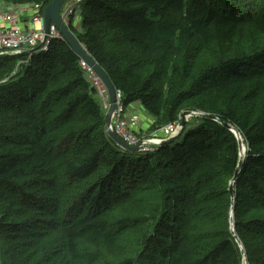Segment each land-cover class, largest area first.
<instances>
[{
  "label": "trees",
  "instance_id": "1",
  "mask_svg": "<svg viewBox=\"0 0 264 264\" xmlns=\"http://www.w3.org/2000/svg\"><path fill=\"white\" fill-rule=\"evenodd\" d=\"M52 1L0 0L14 6L41 4L44 7ZM80 7L82 31L75 32L72 25L69 28L107 74L115 91L121 92L125 108L138 103L157 122L165 119L172 123L178 121L177 111L186 99L203 94L196 109L215 116L239 133L246 153L234 185V234L246 258L256 261V251L252 252L254 258L250 255L254 246L251 241L256 248L264 245L261 239L264 233V119H253L254 110L249 102L258 90L264 96V70L253 72L249 68L264 62V43L250 54L222 57L223 47L233 42L246 16L230 5L220 12L210 0H83ZM194 39L203 43L216 63L191 73L190 46ZM125 45L139 47L141 52L136 60L119 64L111 52ZM155 50L163 55L153 56L151 52ZM168 53L182 55L181 75L188 78L187 91L172 99L155 87L165 74L161 68ZM18 56L26 60V64L19 66L22 73L15 78L11 76L10 56H0V80L13 79L8 85H0V99L12 104L20 115L38 114L40 117L29 129L14 135L18 140L9 141L28 144L27 153L13 147H0V194L22 190L23 186L17 184L16 179L27 172L44 176L32 163L39 155L60 159V179L64 187L94 178L86 188L87 195L80 191L77 197L70 199L59 221L48 219L45 223L60 233L58 238L71 261L78 264H208L216 254L225 260L237 254V243L227 224L232 202L226 186L219 194L222 196V213L217 219L220 228L202 223L215 219L196 209L193 201V218L188 219L180 238L177 237L178 225L185 209L180 212L166 203L164 212L159 207L115 210L119 204L128 202L136 184L147 182L165 167L178 182L175 187L165 189L166 193L189 197L203 187L207 195L197 201L207 204L204 212L214 214L217 208L216 204L211 205L216 193L214 187L221 178H233L239 161L238 141L229 130L219 122L202 119V124L184 131L179 140L157 147L155 152L159 156L152 157L121 149L105 132L103 140L96 144L91 135L103 128L105 120L81 67V59L64 40L52 41L47 51L23 52ZM246 68L249 71H244ZM247 72L253 73L249 77ZM258 75L263 76L262 84L246 87V80ZM23 92L26 99H22V103L29 107L25 113H21V102L17 101L15 106L13 99ZM37 95L41 100L34 110ZM59 98L65 99L63 105L56 113L49 111L55 114L51 120L53 127L58 130L77 108L85 113L88 124L69 129L57 144L48 147L42 144L45 135L42 111L49 101ZM80 135L84 136L82 142L78 139ZM72 142H76V156L67 157ZM153 157L154 163L150 164ZM193 175L194 178H190ZM94 186L96 192L88 196ZM249 210H258L259 214L245 221L242 218ZM47 212L49 218L57 214L54 208ZM24 224L6 225L1 221L0 237L7 236V230H23ZM139 224H150V227L145 233L132 234L131 228ZM9 239L12 241V237Z\"/></svg>",
  "mask_w": 264,
  "mask_h": 264
},
{
  "label": "rangeland",
  "instance_id": "2",
  "mask_svg": "<svg viewBox=\"0 0 264 264\" xmlns=\"http://www.w3.org/2000/svg\"><path fill=\"white\" fill-rule=\"evenodd\" d=\"M83 0L75 1L72 3V17H75L72 20L71 25L73 26L75 32L82 31L80 28L81 22V3ZM215 8L218 11H223L227 6L236 7L239 11V14H244L247 18L244 24L240 25L235 39L231 44H228L223 47V58L240 56L241 54H250L256 48L262 47L264 43V0H210ZM2 5V6H1ZM4 10H7L8 7H16L14 5L9 4H0ZM3 10V9H2ZM24 11V10H22ZM21 12V11H15ZM245 12V13H244ZM73 33V32H72ZM176 45V43H175ZM84 48V46L81 44ZM85 49V48H84ZM214 50H218V48L213 47ZM57 52V48L54 49ZM141 52V48L125 45L121 47H116L112 49L111 54L116 60L117 63H128L136 60ZM88 54V53H87ZM151 54L156 57H161L163 53L160 51H152ZM4 57V56H3ZM9 57V56H6ZM11 58V59H10ZM4 59V58H2ZM10 63L13 65V72L11 76L13 78L20 77L21 73L18 70L19 66L23 63L26 64V60L20 59V56L13 55L9 58ZM190 65H191V73H193L197 68H206L216 63V59L208 52V49L203 45V43L194 39L190 46ZM251 71L258 72L264 70V62L262 64H256L253 66ZM248 68L244 69V71H249ZM183 70L182 64V55L176 53H168L165 56V62L162 65L161 71H163L164 76L155 83V87L160 89L165 97L172 99L187 91L188 88V78L181 75ZM253 72H247L250 77ZM13 79H2L0 80V85H8L12 83ZM263 76L258 75L254 78H248L246 80V87L249 85H256L259 87L262 84ZM19 98L13 97L15 99V106L20 103L22 106L21 113H25L29 110L28 105L22 103L26 97H23L24 92L21 94H17ZM32 97H34V92H32ZM188 98L186 99L182 105L179 107L177 111L178 122L180 126V115L183 112H191L198 115L196 116H188L186 118V123L184 128L182 129V133L188 131L190 129H194L198 125L202 124V118L200 115H204L205 113L201 110H197V104L200 102V97ZM96 99L98 100V96ZM31 97V99H32ZM23 99V100H22ZM20 100V101H19ZM41 100V96L35 98L33 102L34 110L38 109V102ZM18 101V102H17ZM99 101V100H98ZM65 102L64 98H59L55 100L49 101L45 105V108L42 111V115L45 118L42 124L45 126V135L42 144H46L48 147L50 145H55L59 142V139L69 130L82 127L88 124V118L85 113L77 108L73 113H71L66 122L57 130L54 126L53 119L55 114H49V111L53 110L55 113ZM135 104V103H134ZM249 105L254 110V117L264 119V96L258 90L256 96L250 100ZM13 105L9 104V102L0 99V133H2L3 139L0 140V147H13L15 150H19L20 152L27 153L29 150L28 144H23L22 142L10 143V139H17L14 135L16 133H22L30 128V124L33 123L34 120L39 119L40 115H20L19 110H13ZM103 115H105V111L102 109ZM50 115V116H47ZM128 117H139L141 122H147L145 119L148 118L147 114H143L140 108L136 106L130 109V113H127ZM171 122H167V120L163 119L160 122H157L155 118L148 121L147 126L145 127L144 136H140L137 133V137L141 140L149 141L154 137L159 136L160 140H164L167 138L160 137V129L168 126ZM181 128H179L178 132ZM104 126L102 129L96 131L91 136L94 138L96 144H99L103 138ZM176 133V135L178 134ZM13 135V136H12ZM180 135V137H181ZM90 136V135H89ZM83 135H80L78 139L82 142ZM179 137V138H180ZM241 137V136H240ZM243 141V140H242ZM46 146V147H47ZM76 142H72L70 144V149L66 153L67 157H75V147ZM149 146V145H148ZM133 147V146H132ZM150 147V146H149ZM157 147H160L159 145ZM157 147H153L149 149V151L144 152L143 156L152 157V155H158L155 151H157ZM62 152L63 149L61 148ZM31 151V149H30ZM140 151V150H139ZM246 153V147L245 151ZM140 152L137 153V155ZM159 156V155H158ZM48 157H44L39 155L37 158L33 160V165L37 170L44 172V176H36L31 174V172L25 173L23 176L16 179V183L23 186L22 190L11 193L7 191H3L0 194V222L3 221L6 225L13 224H24L23 230L12 231L7 230L8 235L5 237H0V264H78L71 261L64 251L62 244L58 238L60 235L52 227L46 226L45 223H48V219H52V221L57 222L60 220V217L63 214V209L69 203L70 199L77 197V194L80 191H84L85 195L86 188H89L94 181V178L90 177L86 180L75 183H68V187H64L63 180L61 178V165L59 164V160H54ZM80 158V157H77ZM202 161V160H201ZM154 163V157L150 161ZM168 168L159 169L157 175L149 178L147 182H141L135 185L134 192L128 202L121 203L115 210H123L130 209L134 211L148 210L153 209L154 207H159L162 212H164L166 203H170L172 206L176 207V210L182 211L185 209L186 211L183 213V217L179 220L178 225V234L177 237L180 238L182 233L185 231V226L188 219H192V207L191 202L194 201L196 209H200L202 213H206L209 218H213L215 220H205L202 221L206 226L210 228L219 229L218 225V217L222 213L221 206L222 200L219 194L225 189V186L229 187L231 182L230 179L225 180L221 178L219 182L214 187V200L211 205L216 204L217 208L214 210V214L204 212L207 204L203 203L201 205L198 199L207 195L205 188L200 187L196 190V194L193 192L191 196L186 195H175L171 196L169 193L165 192V189L172 186L175 187L178 185L177 180L175 179V175L171 174ZM190 178H194L190 176ZM63 186V189L60 186ZM235 183L233 184V193H236V189L234 188ZM226 190V189H225ZM96 192L95 186L92 187L88 193V196L94 194ZM219 192V193H218ZM218 193V194H217ZM34 194V195H32ZM234 199H230V201L235 202ZM34 197L31 199L29 196ZM84 195V196H85ZM69 197V199H67ZM37 198V199H36ZM202 199V198H201ZM248 203V202H247ZM55 209L56 215L53 218H49L50 214L47 211H51V208L47 209L46 207H50ZM234 205V204H232ZM253 203L251 204V206ZM44 209H47L44 212ZM258 210H249L242 218L245 221L254 219L258 216ZM262 215L264 213L262 212ZM227 224L229 225L228 230L231 232V210H229V215L227 216ZM201 221V220H200ZM150 227V224H139L131 228L130 232L132 234H142L145 233ZM1 235V234H0ZM9 237H12V241L9 242ZM252 237V236H250ZM261 239L264 241V233L261 234ZM209 243V242H206ZM253 243V249L257 246ZM203 249V247L201 248ZM200 249V251H201ZM250 251V255L254 258L255 255L252 253L253 251L257 253L256 261H251L249 258L247 259L245 255L241 253L243 250L241 242L239 245L237 244V254L230 259H222L218 257V255H214L208 264H264V245ZM246 259V261H244Z\"/></svg>",
  "mask_w": 264,
  "mask_h": 264
},
{
  "label": "built area",
  "instance_id": "3",
  "mask_svg": "<svg viewBox=\"0 0 264 264\" xmlns=\"http://www.w3.org/2000/svg\"><path fill=\"white\" fill-rule=\"evenodd\" d=\"M75 1L79 0L69 1L62 6V18L71 16L72 3ZM1 8L3 10L0 9V55H20L23 52L31 53L37 50L39 47L38 44L43 40L42 15L44 6L41 4H27L19 6L18 8L8 7L7 10H4L3 7ZM51 33L52 35L48 37L47 42H44L46 45L42 46L39 50H47L50 41L59 37L56 30H52ZM81 67L85 70V75L95 95L102 99V108L107 110L109 105L107 88L95 73L82 61ZM123 113L126 115V109L122 102V94L116 91L115 110L112 114L115 119L112 121L111 126L115 134L129 146H140V152L149 151V149L157 147L160 144L161 140L158 138L159 136L149 139V141L139 139L135 134V130L138 128L136 126L137 122L140 124L139 118L128 117L126 115L128 118L127 120L124 118ZM179 128L178 121L172 122L168 124V126L162 128V130L160 129V137L169 138L175 136Z\"/></svg>",
  "mask_w": 264,
  "mask_h": 264
},
{
  "label": "water",
  "instance_id": "4",
  "mask_svg": "<svg viewBox=\"0 0 264 264\" xmlns=\"http://www.w3.org/2000/svg\"><path fill=\"white\" fill-rule=\"evenodd\" d=\"M72 0H53L50 4L44 7L43 9V15H42V21L44 23L45 28V40L47 38V35L49 33V27L51 24L55 26V28L58 30L59 34L62 36L64 42L71 48V50L81 59V61L90 68L95 75L102 81V83L105 85V87L108 90L109 94V108L107 112L104 115L105 120V131L109 139L113 141L118 147H120L123 150H127L133 153H138L140 146H133L128 147L126 146L115 134L112 130H110V124H111V115L115 109V88L113 84L111 83L110 79L108 78L107 74L103 71V69L87 54L86 50L81 46L77 38L73 35V33L70 31V29L65 26V24L62 22L61 16H60V10L62 6ZM45 42V41H44ZM39 46L38 48H41ZM188 116H196L197 114L191 113V112H183L180 115V131L177 135L169 137L167 139H164L160 142L159 146L164 145H170L174 143L175 141L179 140V137L181 135L182 129L185 126L186 118ZM202 119H207L214 122H219L223 127H225L227 130H229L237 139L238 146H239V154L240 159L238 161L237 168L235 170L234 176L229 184L228 192L233 195V184L236 182L239 172L243 163V156L241 152H243V145L242 140H240L239 133L230 125L226 124L225 122L219 121L215 116L204 114L200 115ZM233 222V219L231 218V223ZM232 230H233V224ZM237 240V239H236ZM238 242V240H237Z\"/></svg>",
  "mask_w": 264,
  "mask_h": 264
},
{
  "label": "bare ground",
  "instance_id": "5",
  "mask_svg": "<svg viewBox=\"0 0 264 264\" xmlns=\"http://www.w3.org/2000/svg\"><path fill=\"white\" fill-rule=\"evenodd\" d=\"M0 3H5V2H0ZM61 12H62V8H61V10H60V16H61ZM61 19H62V22L65 24V26H67L68 28H69V26L71 25V23H72V20H74L75 19V17H72V15L71 16H67V17H64V18H62L61 17ZM70 29V28H69ZM52 30H56L57 31V33H58V35H59V37L58 38H56V39H53V40H51L50 41V43L52 42V41H55V40H63V38H62V36L59 34V32H58V30L55 28V26L53 25V24H51L50 25V27H49V33H48V35H47V38H46V40H45V28H44V23H42V33H43V40H42V42H40L38 45L39 46H45L46 44L44 43V41H46L47 42V40H48V37H50L51 35H52ZM71 31V30H70ZM72 32V31H71ZM74 35V34H73ZM50 45V44H49ZM49 45H48V47H49ZM48 47H47V50H48ZM40 48H38L37 50H35L34 52H37V51H39V52H42L41 50H39ZM47 50H44V51H47ZM27 53V52H26ZM31 53H33V51L31 52ZM31 53H29V54H31ZM1 56V55H0ZM2 56H13V54H3ZM30 58V56L28 57V59ZM92 88V87H91ZM120 92V91H119ZM115 96H116V91H115ZM98 100H99V103H100V105H101V108H102V103H103V101H102V99L98 96ZM122 102H123V98H122ZM114 105H115V103H114ZM124 106V105H123ZM108 108H109V105H108ZM103 109V108H102ZM126 109V115H127V113H129V112H127V108H125ZM104 110V109H103ZM108 110V109H107ZM107 110H104L105 112H107ZM115 110V109H114ZM114 112V111H113ZM113 114V113H112ZM124 113H123V116H124V118L125 119H127L128 120V118H127V116H126ZM132 117H134V116H132ZM137 118H139L138 116H137ZM114 115H111V124H110V130H112V128H111V126H112V121H114ZM130 120V119H129ZM140 120V119H139ZM136 126L139 128V126H140V124L137 122V124H136ZM104 128H105V126H104ZM105 130V129H104ZM113 131V130H112ZM114 132V131H113ZM105 133H106V131H105ZM135 133H136V130H135ZM114 134H115V132H114ZM116 135V134H115ZM117 136V135H116ZM118 137V136H117ZM119 138V137H118ZM162 138V137H161ZM241 138V137H240ZM120 139V138H119ZM121 140V139H120ZM241 140V139H240ZM126 146H128V147H132V146H129L127 143H125L123 140H121ZM162 141V140H161ZM242 145H243V152H241L242 154H244V156H243V160H244V158H245V145L243 144V141H242ZM140 150V149H139ZM125 151H127V150H125ZM130 152V151H129ZM140 152V151H139ZM131 153H133V152H131ZM140 153H144V152H140ZM239 159H240V154H239ZM240 173V172H239ZM234 194V193H233ZM231 195V194H230ZM231 199H234L233 198V195H231ZM232 204H234V202L232 201ZM233 211H234V205H232V210H231V217L230 218H232L233 219ZM233 224V230H232V226H231V233L233 234V236H234V238H235V241H236V243L239 245V243H240V240L238 239V237L237 236H235V234H234V222H232L231 223V225ZM238 240V242H237V240ZM241 253L243 254V255H245V251L244 250H241ZM245 261V260H244Z\"/></svg>",
  "mask_w": 264,
  "mask_h": 264
},
{
  "label": "crops",
  "instance_id": "6",
  "mask_svg": "<svg viewBox=\"0 0 264 264\" xmlns=\"http://www.w3.org/2000/svg\"><path fill=\"white\" fill-rule=\"evenodd\" d=\"M1 4V3H0ZM134 106H136L137 108H140L141 109V111L143 112V114H147L146 113V111L138 104V103H135V104H132V105H130L128 108H127V112H129L130 113V109L132 108V107H134ZM148 115V114H147ZM141 119H145L147 122H141V120H140V126H139V128H137L136 129V133L138 134V135H140V136H144V134H145V127L147 126V124H148V121H150V120H152V118H151V116H149L148 115V118H146V117H144V118H141Z\"/></svg>",
  "mask_w": 264,
  "mask_h": 264
}]
</instances>
